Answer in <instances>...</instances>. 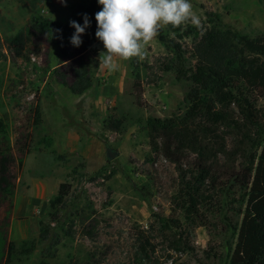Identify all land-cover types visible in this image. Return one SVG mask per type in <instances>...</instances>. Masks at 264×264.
Segmentation results:
<instances>
[{"label":"rangeland","instance_id":"rangeland-1","mask_svg":"<svg viewBox=\"0 0 264 264\" xmlns=\"http://www.w3.org/2000/svg\"><path fill=\"white\" fill-rule=\"evenodd\" d=\"M83 1L0 0V120L7 129V134L0 132V148L8 155L14 184L11 194H0V264L10 241L39 239L41 222L59 234V243L53 247L50 239L39 241L23 257L24 264L46 258L50 246L56 253L47 259L50 264H229L237 241L231 227L243 219L239 202L230 197L228 202L223 198L222 207L216 202L204 205L205 226L186 220L174 203L176 168L153 151L145 120L182 113L191 87L190 81L178 80L175 71L165 68L173 53L162 36L180 45L187 66H193L194 47L210 25L209 13H218L224 23L254 38L264 35V0H190L198 25L189 20L172 31L162 24L138 58L141 106L135 101L132 58L114 57L113 69L103 63L105 53L89 54L93 86L77 95L56 76L54 69L64 64L57 44L32 37L23 55L10 49L8 40L34 15L66 23L72 6ZM254 98L264 113V97ZM110 115L125 117L120 131L105 129ZM46 138H52L51 146ZM108 149L118 155L109 158ZM112 168L117 173L108 179ZM63 181L72 189L55 221L50 200ZM231 195L238 197L239 190L234 187ZM162 218L178 222L165 227ZM86 224L95 226L93 237L67 232ZM145 237L150 240L147 247Z\"/></svg>","mask_w":264,"mask_h":264},{"label":"trees","instance_id":"trees-1","mask_svg":"<svg viewBox=\"0 0 264 264\" xmlns=\"http://www.w3.org/2000/svg\"><path fill=\"white\" fill-rule=\"evenodd\" d=\"M101 7L97 0L72 6L71 20L82 24L85 13L91 20L80 47L70 43L69 38L75 31L69 24L71 20L62 23L38 13L8 40L10 49L18 56L23 55L32 37H43L57 44L64 64L54 69L56 76L73 94H83L93 86L89 54H104L103 44L95 36V13ZM208 15L210 25L194 47L196 63L193 66H187L180 45L162 36L173 53L165 68L175 71L178 80L190 81L191 87L185 96L186 106L182 113L164 118L149 115L145 128L153 151H159L176 168L179 186L174 203L186 220L205 226L208 218L202 207L213 202L222 207L223 198L228 202L231 197V202H239L243 219L231 227L237 241L229 264H264V113L259 112L254 100L256 94L264 97V35L252 38L224 23L218 13ZM168 25L172 31L181 28ZM131 63L135 101L141 106L144 90L138 58L132 57ZM34 115L35 123H41L39 103ZM124 119L108 116L105 129L120 131ZM0 132L7 134L2 120ZM46 142L51 146L53 140L46 138ZM9 162L8 155L0 148V194L4 195L11 194L14 187L10 181L13 176ZM19 164H23L22 159ZM116 173L112 168L106 177L109 179ZM234 187L239 190L238 197L231 195ZM71 189L70 182H61L57 195L50 200L55 221L59 220L60 208ZM171 222L178 221L162 218L165 227H170ZM79 231L83 236L93 237L95 226L86 224L81 230L67 232L75 236ZM48 239L54 247L59 243V234L52 232L50 224L41 222L39 239L9 242L3 264H24L23 257L33 253L39 241ZM142 241L146 247L150 245L147 237ZM50 247L46 254L44 251L46 258L33 264H50L47 259L56 254L50 252Z\"/></svg>","mask_w":264,"mask_h":264},{"label":"clouds","instance_id":"clouds-1","mask_svg":"<svg viewBox=\"0 0 264 264\" xmlns=\"http://www.w3.org/2000/svg\"><path fill=\"white\" fill-rule=\"evenodd\" d=\"M97 3L102 7L95 13V36L104 47L103 63L113 69L117 66L114 57L142 58L145 45L157 35L162 24L176 27L189 20L199 24L190 0H97ZM69 24L75 29L70 43L80 47L91 20L85 13L82 24L75 20Z\"/></svg>","mask_w":264,"mask_h":264},{"label":"water","instance_id":"water-1","mask_svg":"<svg viewBox=\"0 0 264 264\" xmlns=\"http://www.w3.org/2000/svg\"><path fill=\"white\" fill-rule=\"evenodd\" d=\"M118 155V152H114L111 149H108V157L115 158Z\"/></svg>","mask_w":264,"mask_h":264},{"label":"crops","instance_id":"crops-1","mask_svg":"<svg viewBox=\"0 0 264 264\" xmlns=\"http://www.w3.org/2000/svg\"><path fill=\"white\" fill-rule=\"evenodd\" d=\"M23 209H24V208L21 207L20 210H19V212H23V211H24Z\"/></svg>","mask_w":264,"mask_h":264}]
</instances>
